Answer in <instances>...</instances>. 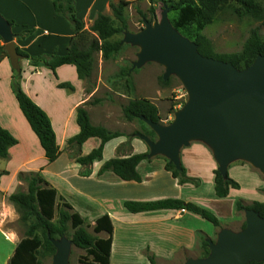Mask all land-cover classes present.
<instances>
[{"label":"crops","instance_id":"1","mask_svg":"<svg viewBox=\"0 0 264 264\" xmlns=\"http://www.w3.org/2000/svg\"><path fill=\"white\" fill-rule=\"evenodd\" d=\"M74 1L77 17L83 22V28L89 29L99 13L112 14L111 3L117 0ZM0 12L7 19L16 21L18 26L15 29L17 31H21L24 26L35 29V33L26 38L15 37L16 45L30 55L53 53L63 55L67 53L75 30L66 17L56 12L52 0H0ZM2 44L4 41L0 36V45ZM100 56L102 57V54ZM21 65L22 88L51 118L61 154L53 162H49L46 158L40 140L22 112L13 92V68L10 59L3 57L0 61V125L8 129L18 139V143L10 147L9 157L5 159L6 165L0 169L6 170V173L0 178V191L6 195L15 192L21 183L18 176L22 171H40L42 176L57 189L58 197H64L73 206L74 211L79 212L82 217L92 219L95 224L97 218L106 213L109 214L114 226L111 263L115 244V248L117 247L116 226L118 222L125 230L131 232L132 236L129 240L137 241V244L130 242V249H133V245L138 247L140 244L141 248L148 249L152 252L150 254L155 255L158 264L165 262L170 264L175 257L185 253L189 254V257H198L199 254L195 253L194 248L197 238L204 236L210 229H214L216 226L213 223L210 227L205 226L203 221L205 218L188 209L182 211V208H164L131 212L124 203L127 200L153 201L178 198L207 208L210 207L214 201L209 199L211 197L206 198V193L203 190L204 179H206L211 185L208 190L211 193L215 192L214 171L217 168V162L210 148L200 141H193L181 151L182 164L186 167L189 176L200 178L199 185L191 182L181 184L179 179L166 169V157L162 155L149 157L139 163L138 171L142 176V181L124 180L113 171L98 174L103 162L112 157L129 156L149 150L147 144L137 137L138 139L131 140L129 152L124 154L118 152V147L128 140L125 132L124 135L113 138L105 144L102 160H96L90 165L92 170L90 175H81L80 171L84 166L73 157L74 148L67 142L80 131L77 122V109L79 106L85 105L84 103L98 92L103 80V73L99 75L96 88L92 92H87L85 80L79 77L74 64H62L56 68V73L45 65H31L27 58L21 60ZM66 82L71 83L73 88L59 85ZM180 91L179 87L173 86L170 92L175 93V98H179ZM108 96H112V93H108ZM149 97L155 103V100H158L152 96ZM85 106L88 108L94 124L118 130L113 129L108 121L114 112L107 108L98 112L97 115L95 105L87 104ZM100 144L99 137L88 138L81 146V155L88 154ZM108 150H110V154H108ZM32 151L40 153L42 158L40 164L33 165L34 161L32 160L35 157L30 156ZM13 159L23 162L13 167ZM57 165L60 166L58 180L52 182L46 177V172L49 168H54ZM229 174L240 184L239 189L232 188L230 190L229 197L233 191L243 189L241 178L251 179L254 188L264 186V180L249 165L233 163L229 167ZM204 175L206 178H203ZM211 193L208 196H211ZM5 237L12 243L13 252L10 253L12 256L20 239L11 233L5 234ZM11 256H8L7 263ZM131 257L132 253H129L124 264H131ZM146 257L148 259V255ZM147 263L151 264L149 259Z\"/></svg>","mask_w":264,"mask_h":264},{"label":"trees","instance_id":"2","mask_svg":"<svg viewBox=\"0 0 264 264\" xmlns=\"http://www.w3.org/2000/svg\"><path fill=\"white\" fill-rule=\"evenodd\" d=\"M58 14L66 17L72 24L75 34L72 36L66 54L59 55L42 54L38 56L30 55L25 50L17 46V51L29 59L33 66L45 65L50 67L55 73L56 68L62 64H74L79 77L84 79L89 86L87 92H91L95 86L93 80L94 71L97 66V55L102 54L104 61L116 58L124 49L127 43L122 39H115L114 36L124 33L129 29L128 19L125 14L129 5L127 0H117L111 3L112 14L99 13L89 29L83 28V22L77 17L74 0H52ZM231 0H176L169 1V12H175L170 18L174 26L184 35L191 38L198 44V50L203 55L216 57L224 61H231L238 69H244L252 64L256 56L264 54V40L261 39L259 30L254 28L250 37L245 43L241 52H234L223 55H216L213 50L211 39L202 33V30L211 24L218 12ZM238 4L237 12L243 16H249L256 20L264 19V7L260 0H234ZM142 17L154 20L157 9L154 5L147 11L138 10ZM12 24L15 37L26 38L35 33L34 28L23 27L21 31L15 29L18 24L13 19H8ZM144 22V21H143ZM131 31V30H130ZM5 53V44L0 45V61ZM132 62L121 66L119 71L109 78L111 82L110 90L115 93H122L129 97L126 104L122 106L123 117L127 121L139 120L142 123V131L151 138H155V132L140 117L151 118L155 122H162L163 116L158 105L148 97H134L136 84L133 77ZM160 83L163 87L168 86L171 79L164 80L160 76ZM22 71L13 69L12 89L18 100L19 106L26 116L33 131L38 136L44 149V153L49 162L55 161L61 154V149L57 141L49 115L24 91L21 85ZM61 87L73 88L69 82L60 83ZM102 102V98L93 97L87 104ZM85 105L77 109V122L80 131L68 140V145L74 148L72 155L84 168L81 175L88 176L92 170L90 165L96 160H102L105 144L113 138L124 135L120 130H112L103 125H96L90 118V113ZM174 104L172 112L175 111ZM99 137L101 144L93 148L88 154L81 155L82 144L90 137ZM18 143V139L6 128L0 125V158L9 157V149ZM123 148V143L118 147V152ZM149 150L137 152L129 156H116L103 162L98 170V174L106 171H113L124 180L142 181V176L138 171L139 163L148 159ZM166 169L179 179L181 184L191 182L195 185L201 183L200 178L189 176L187 169L182 164L179 170L166 158ZM215 194L219 198L227 197L232 188L239 189L240 184L231 176L223 177L218 169L215 171ZM6 170H0V178ZM19 178L27 183V190H19L11 193L8 198L17 207L20 213V220L26 225L24 236L18 242L15 251L7 264H41V259L53 256L56 248L50 237L59 238L66 235L73 229L71 239L73 244L86 251V255L80 258L92 260L96 264H110L112 254L114 226L109 214H104L97 218L93 225L94 233L88 230V224L81 214L74 211L73 206L64 197H58L57 189L52 186L41 174L40 171H22ZM125 207L131 212L164 208H185L212 222L215 226H221L220 218L209 208L191 201H184L178 198H165L153 201H133L127 200ZM238 209L253 208L260 215L264 216V201L255 200L251 204H243L241 200L236 201ZM246 225L242 224L241 228ZM105 232L106 236L99 233ZM50 234V237H49ZM202 243L206 248L205 254L209 253V244L202 236ZM151 264H158L154 254H148ZM251 261L248 264H263Z\"/></svg>","mask_w":264,"mask_h":264},{"label":"water","instance_id":"3","mask_svg":"<svg viewBox=\"0 0 264 264\" xmlns=\"http://www.w3.org/2000/svg\"><path fill=\"white\" fill-rule=\"evenodd\" d=\"M143 21L142 28L125 31L122 39L139 47L132 69L148 62L159 63L164 66L163 79L177 76L188 94L169 123L140 117L156 134L151 138L143 132L136 133L147 144L148 157L162 155L180 170L182 148L201 141L212 151L223 177L229 175V166L238 160L249 162L264 174V54H258L244 69L231 61L203 55L198 44L174 26L167 4L160 17ZM0 36L5 44L3 57H8L12 68L21 72L24 57L17 51L12 24L1 12ZM245 219L243 228L223 227L215 240L206 238L208 255L189 257L184 264L263 261L264 216L245 208ZM50 239L56 248L51 264H70L72 239L65 234Z\"/></svg>","mask_w":264,"mask_h":264},{"label":"rangeland","instance_id":"4","mask_svg":"<svg viewBox=\"0 0 264 264\" xmlns=\"http://www.w3.org/2000/svg\"><path fill=\"white\" fill-rule=\"evenodd\" d=\"M169 1L176 0H130L125 12L128 19L129 29L131 31H137L144 26L143 17L139 14L138 10L147 11L149 7L154 5L157 9L156 17H160L164 4H167ZM260 1L264 7V0ZM237 8L238 4L234 0L229 1L218 12L214 21L211 24H208L202 30V33L206 35L209 39H211L213 44V50L216 55L241 52L244 49L245 43L250 37V34L254 28H257L259 30L261 39L264 40V19L256 20L249 16L240 15L237 12ZM174 15L175 12H169L170 18H172ZM123 37L124 33H119L114 36L115 39H123ZM138 50V46H133L131 44L126 45L124 49L119 53V55L116 56V58L108 61H104L100 54L97 55V66L95 68L93 76V80L96 84L93 87L92 91L96 88L98 84V78L100 73H103V80L101 81L100 89L94 96L91 97V99H93V97L102 98V103H96L91 105H95V107L97 108V115L100 113V111H104L107 108L111 110V112H114L113 116L108 121L110 122L113 129H118L120 131L125 132L126 136L128 137V140L123 143V148L119 151L123 154L129 152L128 148H130L131 140L133 138L138 139V136H135L136 133L143 132L142 123L137 119H134L133 121H127L124 119L122 106L128 102L129 97L120 92H118L119 95H117L115 92H112L110 90L111 82L109 81V78L115 75L119 71L121 66L135 60L137 58L136 54ZM163 73L164 66L156 62H148L142 67L136 68L133 72V77L136 84V90L133 95L134 97L152 96L155 99H158L155 101L160 108L161 115L164 118L162 123H169L174 118V112L178 108L182 107L183 104L186 102L188 94L181 81L175 75L170 76L169 79H171V82L167 86V88L166 86L163 87L159 79L160 76L163 75ZM87 86H89V83L85 81V90ZM173 86H177L181 89L179 93V95L181 94V96L179 98H175V93L172 94L170 92ZM108 93H112V96H108ZM121 95H124L126 98ZM104 100L105 102H103ZM176 103V109L174 112H172V106ZM108 154H110V150H108ZM30 156L32 158L35 157L34 160H32L34 161L33 165L40 164L42 162L40 153L32 151ZM22 162V160L13 159L12 166L16 167ZM233 163L249 165L250 168L256 171L258 173V176H260L261 179L264 180V174L258 168L251 165L249 162L244 160H238ZM233 163L231 165H233ZM5 165V159L0 158V169L4 168ZM59 168V165L54 168H49V170L46 172V177L52 182H56L58 180V171L60 170ZM203 178H206V176L204 175ZM247 180L241 178L243 189L233 191L230 197L227 196L224 198H218L215 192L211 193L208 190V187H210L211 185L210 183L208 184V180L204 179L205 184L203 190L206 193V198L211 197L209 199L214 201L213 204L210 205V207L208 208L211 209L218 217L220 215L219 218L222 222L221 226H216L212 230L210 229L208 233L205 232L206 234L203 236L205 239L206 237H209L215 240L217 238L218 232L223 227H230L234 228L235 230L241 228L244 221H246L245 210L238 209L236 207L237 200H241L243 204H251L255 200H264V186L260 188H254L253 181L251 179ZM254 181L256 182V180ZM20 182L21 183L18 185L16 191H26L27 183L22 179H20ZM210 193L211 196H208ZM8 196L9 195H6L0 191V264H6L8 256H11L10 253L12 254L13 252L12 243L10 240H8V238L5 237V234L11 233L21 239L24 236L26 230V225L20 220V213L17 207L9 200ZM85 220L86 224H88V230L94 233V221L90 218H85ZM203 221L205 223V226L207 227L213 225L212 222L206 219H204ZM116 229V235L118 236L116 240L117 247L115 248V244L113 261L110 264H124V260L128 258L129 253H132L131 264H148V259L146 256L152 252H150L148 249L141 248L140 244L138 247H135V245H133V249L131 250L129 247L130 242H134L135 244H137V241L129 240V238L132 236L131 232L125 230L122 224L119 222L117 223ZM72 233L73 229L70 227L67 233V237L71 238ZM98 235L106 236L107 234L105 232H102ZM133 235H136V233H133ZM194 248L195 253L199 254L198 257H202L203 254H205L206 248L202 243L201 236H198L196 246ZM85 255L86 251L84 249L72 244L71 254L69 258L70 264H96L91 259H83V263H81L80 258L84 257ZM188 257L189 254L186 255V253L184 255H179L175 257V260L173 259V262L170 264H184ZM52 259L53 256L44 257L41 259V264H51ZM164 264L169 263L165 262Z\"/></svg>","mask_w":264,"mask_h":264},{"label":"built area","instance_id":"5","mask_svg":"<svg viewBox=\"0 0 264 264\" xmlns=\"http://www.w3.org/2000/svg\"><path fill=\"white\" fill-rule=\"evenodd\" d=\"M186 209L185 208H182V211H185Z\"/></svg>","mask_w":264,"mask_h":264}]
</instances>
